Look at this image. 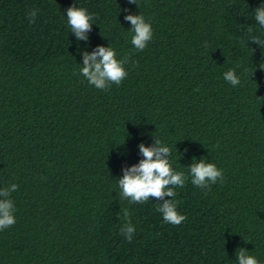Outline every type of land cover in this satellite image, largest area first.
Segmentation results:
<instances>
[{
  "label": "trees",
  "instance_id": "trees-1",
  "mask_svg": "<svg viewBox=\"0 0 264 264\" xmlns=\"http://www.w3.org/2000/svg\"><path fill=\"white\" fill-rule=\"evenodd\" d=\"M137 3L0 0V188L19 185L0 264H238V248L264 264V50L251 41L264 39L254 19L264 0ZM73 5L95 17L88 41L67 25ZM128 14L151 23L142 52ZM101 45L138 62L108 91L79 73L82 53ZM230 69L238 86L223 78ZM154 135L189 176L174 189L179 226L163 221L155 198L118 197L123 168L143 159L138 145ZM193 158L216 164L224 180L194 187ZM121 208L136 228L131 243L120 235Z\"/></svg>",
  "mask_w": 264,
  "mask_h": 264
},
{
  "label": "clouds",
  "instance_id": "clouds-1",
  "mask_svg": "<svg viewBox=\"0 0 264 264\" xmlns=\"http://www.w3.org/2000/svg\"><path fill=\"white\" fill-rule=\"evenodd\" d=\"M128 2L138 4L137 0H128ZM254 13L255 21L264 29V5L256 8ZM37 15L38 10L35 8L27 13L30 24L35 23ZM66 18L67 25L77 41H88V34L92 31L93 25L90 21L94 20L95 17L87 9L73 5L67 9ZM124 19L131 23V44L137 52L144 51L153 39L154 33L151 23L146 21L142 14H128ZM251 41L260 45L261 49L264 50V39L259 36H252ZM82 55L83 64L79 73L91 86L98 90L108 91L112 84L121 85L128 75L126 65L129 63L138 65V62L130 59V54L118 59L117 52L111 45L108 47L97 46L92 52L84 51ZM259 67L264 68V63ZM223 78L232 86H238L241 82L240 77L232 69L224 72ZM138 147L143 159L131 167L123 168V176L118 179L119 199L128 200L132 204H143L148 202L149 198H155L158 201L156 211L162 213L163 221L173 226L181 225L186 220V216L177 211L178 201L174 199L176 196L174 189L184 187L189 176L183 172L175 171L171 167L172 152L157 136L154 135L152 146L149 147L141 143ZM188 169L192 185L201 190H210L211 185L224 180L223 169L205 159L196 160L193 158V163L188 166ZM18 190L19 185L15 183L0 188V197L3 198L0 199V231L16 224L15 202L11 197L12 193ZM165 197L172 199H165ZM118 215L123 221L120 235L131 243L136 228L132 223L129 210L121 208ZM236 258L238 264H259L258 259L249 255L245 248L237 249Z\"/></svg>",
  "mask_w": 264,
  "mask_h": 264
}]
</instances>
